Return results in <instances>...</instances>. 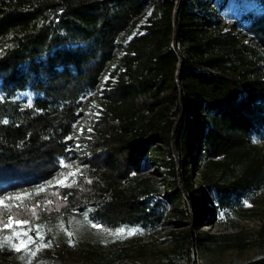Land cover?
I'll return each instance as SVG.
<instances>
[{
  "label": "trees",
  "instance_id": "16d2710c",
  "mask_svg": "<svg viewBox=\"0 0 264 264\" xmlns=\"http://www.w3.org/2000/svg\"><path fill=\"white\" fill-rule=\"evenodd\" d=\"M149 1L145 33L127 39ZM105 71V111L82 152L69 150ZM263 141L264 0H0V198L45 191L43 212L57 204L112 232L191 214L204 225L264 188ZM75 157L82 176L44 185ZM17 210L0 211L4 228L21 224ZM214 239L187 231L185 257ZM65 253L49 264H100Z\"/></svg>",
  "mask_w": 264,
  "mask_h": 264
},
{
  "label": "rangeland",
  "instance_id": "374dc122",
  "mask_svg": "<svg viewBox=\"0 0 264 264\" xmlns=\"http://www.w3.org/2000/svg\"><path fill=\"white\" fill-rule=\"evenodd\" d=\"M151 7L149 1L130 33L137 31L135 27L142 26V22L147 23ZM222 24L230 28L233 22L231 19H222ZM100 77L99 91L93 99L88 96L79 115L82 133L76 125L69 150L82 152L84 141L92 137L95 125L105 111L99 98L107 91L104 82L108 80V73L105 71ZM161 171L151 166L144 174L152 177L155 186H161L163 196L162 186L166 176ZM82 173L80 161L75 157L66 171L61 173V177L51 179L46 186L60 184L64 176L73 174L80 177ZM198 176V168L195 166L194 181L198 180ZM67 182L62 181L63 185ZM44 193L38 191L31 194L26 190L22 194L16 192L11 196L5 195V199L0 198L3 201L0 211L14 206L20 213L17 220L27 222L13 229H6L0 223V256L8 253L5 260L9 264H49L50 258H58L60 252L68 255L81 250L93 252L100 264H119L131 259L138 264H241L264 254V188L244 200L235 210L225 215L218 213L210 223L200 225L191 214L189 218H184V225L177 218H172L167 228L159 227L148 233L136 232L134 235H128V231L113 235L115 231L93 227L76 216L82 213L80 211H70L71 216L65 218V211L59 209L57 204L54 206L57 208L51 207L43 212L47 199ZM187 231L193 236L209 235L215 239L206 241L204 247L193 246L189 251L190 257L186 258L183 243ZM12 244L19 246L20 250H15Z\"/></svg>",
  "mask_w": 264,
  "mask_h": 264
},
{
  "label": "built area",
  "instance_id": "2783aa9c",
  "mask_svg": "<svg viewBox=\"0 0 264 264\" xmlns=\"http://www.w3.org/2000/svg\"><path fill=\"white\" fill-rule=\"evenodd\" d=\"M144 20H146V18L144 19ZM143 23V25L144 24H147L146 22H142ZM136 29H137V31H138V29H140V34L142 35V34H144L145 33V30L143 29V28H141V25H139L138 27H135ZM131 30L132 29H130V31H129V33H127L126 34V38L129 36V37H133L135 34H138L139 32H137V31H135V32H132V33H130L131 32ZM140 34H138V35H140ZM127 39H129V38H127ZM101 82H99L98 83V86H97V89L96 90H94L91 94H90V97L93 99L95 96H96V94H97V92L99 91V84H100ZM101 110H102V107L100 106L99 107ZM80 123H81V120L79 119V121L77 122V127L79 126V129H80V134L82 133V128H81V126H80ZM76 127V128H77ZM76 132L77 133H79L78 131H77V129H76ZM75 166L77 167V165L75 164ZM67 169V168H66ZM66 169H63V171L62 172H64V171H66ZM77 169V168H76ZM59 178V177H58ZM57 177H53L52 179H58ZM50 180L51 179H49V180H46V181H44V185H46V184H50Z\"/></svg>",
  "mask_w": 264,
  "mask_h": 264
},
{
  "label": "snow or ice",
  "instance_id": "6c2138e0",
  "mask_svg": "<svg viewBox=\"0 0 264 264\" xmlns=\"http://www.w3.org/2000/svg\"><path fill=\"white\" fill-rule=\"evenodd\" d=\"M61 163H63V162H61ZM3 203V201L2 200H0V204H2ZM9 224L8 225H6L7 227H11L12 225H11V217H9ZM17 223H27L26 221H17ZM93 227H101V226H98V225H95V224H93L92 225ZM106 231H111V230H107L106 229ZM125 232V229H123V228H119V229H116L115 230V232L114 233H112L113 235H120V234H122V233H124ZM127 234L128 235H134V234H136V230L135 229H131V230H128V232H127ZM14 235H19V234H16V233H14ZM5 239H10L9 237H6ZM31 241V237H29V242ZM23 243V242H22ZM15 250H17V251H19L20 250V248H19V246H17L16 244H12L11 245ZM44 246H47V245H44Z\"/></svg>",
  "mask_w": 264,
  "mask_h": 264
}]
</instances>
